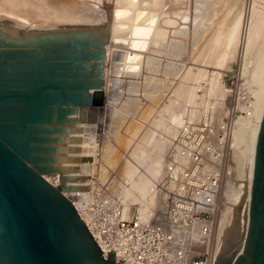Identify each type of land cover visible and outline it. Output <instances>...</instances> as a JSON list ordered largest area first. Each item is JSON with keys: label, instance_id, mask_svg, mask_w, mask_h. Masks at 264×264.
Here are the masks:
<instances>
[{"label": "bare ground", "instance_id": "bare-ground-1", "mask_svg": "<svg viewBox=\"0 0 264 264\" xmlns=\"http://www.w3.org/2000/svg\"><path fill=\"white\" fill-rule=\"evenodd\" d=\"M187 1L188 0H176V1H174V0H117L116 3H114L115 5L113 6V10H112V13L110 15L111 16L110 17V19H111L110 20L111 21V30H109V31H111V40L112 41H111L110 45H106L107 48L104 46V44L106 42H103L106 37L104 36L105 34H103V32L101 30H100V32H102V33H100L101 35H99V33H98L97 37H94L95 35H93L91 32H88V31H93L94 27L92 28V26L97 24V21H101V20H99V18L97 16H94V17L90 16V14L86 16L87 13L85 15H80L79 14L80 12H78V11H77V13H75L74 11L70 10L71 8H68L69 6L66 7L64 4L62 5V3H60L61 2L60 0H0V11L1 10L3 12L5 11L4 13L6 15H8L10 13V17L9 16L2 17L3 14L0 13V18L2 19L1 21L8 22V24L11 23V25L14 24L13 26L17 25V27L21 28V29L22 28L23 29H29L31 31L34 28L33 30H35V31L37 29L39 31H46V32L50 31V32H52V34L49 32V34L46 33V34L40 35V36H44V38H36L35 37L34 42H36V44L48 45L46 47H43L42 45H35V47L33 49H27L26 47L10 43L15 48H20L24 52H28V50L30 52H34L33 54H35V56H34L35 61L37 60L36 58L43 56L46 52V49H50V47H51V49L52 48L56 49V48L60 47L61 50H63V52H65L67 55L75 54V55L79 56V58L82 59V62H79V64H78L79 66L75 65L76 67L70 68L69 70L70 71L72 70V73H73L74 71H77V69H78L79 75H82V77L78 78V81L79 82L83 81L84 83L83 82L82 83L84 85L88 83L89 87H91L89 93H86L85 89H83V98H84V100H87L86 101L87 102L86 107L88 108L92 105H102L103 104V94L101 93V89H100L103 85L102 80L100 79L101 74L97 73L95 76L96 79H94V80H90V78L92 76L91 72H92V67H93L91 64V61L93 59H95L97 61H102V60L106 61V59L104 57V55H105L104 47H105L106 53L108 55V57H106L107 58V64H106L107 70H105V72L107 71L108 78H109L110 74L113 73L112 68H114V67H116L117 69L121 68L120 71L123 74L133 76V77H135V76L137 77V76H139V72L142 68L143 63L147 64L146 63V61H147L148 64H150L153 61L154 56H159L163 60V58H167V55L170 56L171 54H176V55L181 54L183 50H186V49H184V43H187V41L186 42H184V41H185V39H186L185 37H187L186 35L188 33L185 32V31H187V30H185V28L187 27V25H189V21H190V18L187 17L188 14L187 13H186L187 15L185 14V9L187 8V6H186ZM195 1L197 3L196 4L197 6H195V13L198 14L197 18L195 19V22L197 19H198V21L200 20L199 22H201V23L199 24V26H201V28L203 30H200V29L199 30L203 31L202 34L203 33L204 34L202 36L205 38L204 39L205 42H203L204 45H203L202 49L200 48L201 51H199V56H196V57H198V59L202 60V62L205 64H211L212 62L215 61L216 62L215 64H217V66L224 68L226 66V64L230 60H234L236 58V56L239 58V61H241V62L245 60V64H246L247 57L251 56V58L254 59L252 57V55H255L254 51L255 52L257 51L256 55H259V57L261 58L260 59L261 61L257 59L258 60V62H257L258 66L260 68V69H258V67H257V69L259 70V72H257V73L262 74L261 75V78H262L264 75V0H226L225 1V4H226L225 7L226 8L224 10H222L223 8L221 9L219 7V5L221 6L222 3L220 4V2H218L217 0H195ZM82 3H84V2H82ZM101 5H102V3L99 6H101ZM99 6H97V7H99ZM1 8H3V9H1ZM100 9H102V8H100ZM14 10L15 11L21 10L20 16L18 15L19 14L18 11L16 12L17 13V15H16ZM26 11H28L29 13H30V11L34 12L36 14V17H34V18L39 19L38 21H40V22L37 23L34 21L35 22L34 23L32 21L33 23L31 22V25L30 24L28 25L26 23L27 21H25V20H24L25 22L23 21L24 23L21 21L19 22V20H21V18L26 19L27 16L24 17V15H23V17H21L22 13H24ZM80 11H82V10H80ZM210 11H211V13H210ZM95 13H96V11H95ZM208 13H210V15ZM12 14H14V17H17V18L21 17V18H19V20H16V22H14V21L12 22L9 20V19H12L11 18ZM99 15H103V14H99ZM195 17H196V15H195ZM105 18H106V16L104 17V19ZM102 21H104V20H102ZM82 24H85L86 26H82ZM90 24H94V25H90ZM97 25L100 26L99 23ZM108 26H110V25H108ZM97 28H98V32H99V27L96 26L95 30L97 31ZM73 31H75V33H77V34H75ZM195 34L197 35V33H195ZM90 37L91 38L94 37L95 41L94 40L90 41ZM198 38H200V37H198ZM0 39L2 40L1 37H0ZM200 41H202V40H200ZM4 43H6V42H4ZM68 45L73 46V48L69 47ZM76 46H79V47H76ZM90 48L98 50V54L90 51L89 50ZM197 52H198V50H197ZM99 53H100V55H99ZM251 53H254V54L250 55ZM62 54H64V53H62ZM183 54H185V53H183ZM260 54H261V56H260ZM28 57L29 56L27 55V56L22 58V63L24 66L25 65H31L32 63L35 62ZM154 58L156 59V57H154ZM150 60H152V61H150ZM166 60H168V59H166ZM173 60H175V59H173ZM249 60H250V58H249ZM116 61H118V62L121 61V64L117 65ZM83 62H87V63L83 64ZM152 63H155V62H152ZM103 65H104V63H103ZM101 66L102 65H100L98 63L96 64V67H98L99 69H102ZM163 66H164V64H163ZM249 68H250V66H249ZM162 70H163V68H162ZM191 70H193V69H191ZM244 71H245V69H244ZM190 72H187V74L183 76V79H180V81L182 80L180 83H177L178 80L176 81L177 86H175L174 91L172 90L174 92L173 97L169 96V97H171L169 99L167 96L168 103L166 105H162V106H164L163 110L160 113H158V114H160L159 116L157 114L158 117H156V119L154 120L153 126L154 127H159V126L162 127L163 128L162 131H164L167 134L166 139L165 138L159 139L158 135H155L154 130L150 128L151 130L146 132V134L144 135V137L141 138L142 140L139 143L136 140H134L136 137L134 139L132 138L134 140V142L136 141L137 144H135V143L131 144L132 140L128 138L129 140H131L129 146L130 145H132V146H131V148L129 147L130 152L129 153L127 152L128 154L127 153L123 154V156L125 155V158L120 157L121 154L118 156L117 155L118 152L116 153L115 147L118 144L117 141H116L115 147H113V145L112 146L109 145L110 147L108 146V147H106V150H104L105 145H103V147H101V149H100L101 150V154H100L101 156L99 158H101L102 162H105V165L101 166V169H102L101 173L103 176L107 174V170H106L107 168L111 167L112 169H114V167L119 164L120 168L119 167L118 168L120 169L121 174L120 173L119 174L121 176V179L119 180V182L117 181L118 185L115 186L114 188H116V187L118 188L117 190H115V192H117L116 194H118L120 203L123 206L125 218H130L133 215V213L136 211H138L139 214L143 218L150 217V215H153L154 211L160 205L163 198H162V195L160 194V192L157 191L158 190L157 187H158L160 181H161L160 183H162V179L165 177L166 173H168V165L166 166L167 160H165V156H164V152H165L166 147H168L172 144L171 143L169 145L168 140L174 139V137H176V135L179 132L178 130H180L184 124L192 123V121H194L195 119L204 118L203 116L206 115V112L208 115V116L206 115L207 117L210 116L209 118L212 117L211 119L215 118L214 116H215L216 103H206V101L202 100L201 104L198 103L199 108L198 107H192V109L186 108L187 105H185V103L183 101L186 98V94H187L186 92H187V89H189L187 86L189 84L186 86L185 83L186 82L188 83L190 81L189 78H191L192 74L194 73V72L193 73H190ZM189 73L191 76L189 75ZM203 73L204 72L200 70L199 74H197L198 75L197 77H199V78L204 77ZM243 73H245V72H243ZM250 73H249V75H250ZM105 76H106V74H105ZM251 76H253V75H251ZM183 80L186 82H184ZM198 80H200V79H198ZM248 80L249 79H247V81ZM251 80H253V79H250V81ZM170 81L171 80H169V82ZM106 82H107L106 87H105V91L107 92V94L105 93L106 94V107H105V105H104V107L106 109L108 107V110H105V111H107L109 113V108H110L109 106L111 105V101L109 100L108 96L110 95L109 90H110V85H111L112 81H111V79H108ZM138 83H139V81H138ZM165 83L166 82H164V84ZM210 83H212V82L210 81ZM134 84H136V83L134 82ZM169 84H168V86H169ZM217 85L216 84L213 86L210 85L211 87L208 89V91L210 92V95L216 94V92L218 90L216 87ZM84 88H85V86H84ZM201 88H203V87H201ZM205 89H206V87H205ZM191 90H189V91H191ZM165 91L166 90H164V92ZM147 92H149V91H147ZM128 94H129V91H128ZM158 94H160V93H158ZM137 95H138V93H137ZM164 95H163V97L165 98V100H167L165 97L166 95L165 96ZM208 95L209 94H207V97H208ZM160 96H161V94H160ZM160 96H158L157 98H159ZM132 97H130V98H132ZM145 97H147V96H145ZM159 99H161V98H159ZM143 101H144V99H143ZM196 102H198L197 93L193 90V91H191L190 96H189L190 107H191V104L196 103ZM121 104H120V106H121ZM138 104H137V106L139 108L140 104L139 105ZM125 105L126 104H124V106ZM127 105H129V104H127ZM133 105L135 106L136 104L133 103ZM113 106H114V104H113ZM83 107L86 108L84 105H83ZM150 108H151V106H150ZM117 109H119V108H117ZM120 109H121V107H120ZM130 110H132V109H130ZM253 110L254 111L252 112V117H251V121H250L251 122L250 129H249L250 131L248 132L247 137H246L247 144L245 143V146H244L245 149L243 150L244 154L241 155V162H242V164H241V166H242L241 167L242 179L240 182L241 184L239 185V188L236 187L237 192H239L238 194H240V195H238V197H237L236 196L237 194H236V195H234L236 197L233 198L234 200L236 199L235 200L236 201V204H235L236 207H234L233 209L234 210H235V208H237V209L233 212L228 211V203H229V201H232L230 198H231L232 193H233V192H230V189H232V182H233L234 176L236 175V170L234 168V164L232 163V166H231V170L233 173V176L231 178L232 182L230 181L229 191H228V193H229L228 199L225 201L226 211L222 217L221 226L219 228L220 233H222V235H223L222 238H223L224 243H225V239H226L228 232L233 228L232 232L230 233V236L233 235V237L235 238L234 240H235L236 244L233 246V248L237 247L236 249H238V248H240V246H242L243 236H244L243 232L241 231V227H242L241 226V224H242V222H241L242 214L241 213L243 212V210L245 211V210H247V208L249 209V206H250L249 200H250V193H251V189L253 187V181H254V172H255V163H256V149H257L259 133H260V130L262 127L263 119H264V77L260 82V88L258 90L256 97H255V108ZM158 111H159V109H158ZM81 113H83L81 110V106L70 108V114L66 115V120L64 121L65 123H63L62 125L66 126V124L74 122V120L70 119L69 116L77 115V114H81ZM123 114L126 115V113H123ZM149 114L150 113H148V115ZM151 115H152V113H151ZM151 115H149V116L151 117ZM137 116H139V115H137ZM104 117H105V115H104ZM120 117H121V115H120ZM154 117H155V115H154ZM143 118L145 119V117H143ZM103 119L105 122L106 119L105 118H103ZM205 121L207 123H210L211 120H209V122H208V119H205ZM109 122H111V121H109ZM236 122H237V119H235V121L233 122V125H235ZM99 125L101 126V124H99ZM106 126H107V124H106ZM57 127L58 126H56V110H55L53 113L51 123L48 125H45L44 128H48L49 131H51V133H52V131ZM58 128H61V127H58ZM103 131L105 132V135H106L107 133L105 130V125L103 127ZM138 131H140V130H138ZM138 131H137V133H139ZM158 131H160V130H158ZM67 132H68V129H66L65 127L61 128L60 133L65 135ZM100 132H102V131H100ZM51 133L49 135L44 134V136L49 137V136H51ZM114 133H113V135L116 137L117 135ZM130 133H132V132H130ZM110 134H111V132H110ZM132 134H134V133H132ZM57 135H59V134H57ZM92 136H94V135L92 134ZM101 136H103V135H101ZM122 136H124V135H122ZM136 136H138V135H136ZM156 136H157V138H156ZM86 138H87V136H86ZM233 138H234V134H233ZM61 140H62L61 143H63L64 138H62ZM114 142L115 141H113V143ZM91 144L92 143H90L89 146ZM124 144H126V143H124ZM233 144L235 147L236 144L235 143H233ZM87 145L88 144H86V146ZM117 146H119V145H117ZM121 148H123V146H121ZM129 148H128V150H129ZM88 151H86V152H88ZM56 152H57V150H55L54 153H56ZM52 155L53 154H50V156L46 155L47 157L45 156L46 158L49 157V159H48L49 163L47 166L48 169L51 168L53 170V171H50L45 176V179L51 181L54 184L56 182H58L56 185L59 187V185L60 186L63 185L64 179L62 177H59V176L56 178H53L52 176L55 175L56 172L60 171V169L58 167H56V164L60 161V159L56 158L54 155L53 156ZM95 156H97V155H95ZM233 156H234V153L232 154V157ZM52 160L55 163H53V162L51 163ZM56 161H57V163H56ZM176 172H177V170H175L172 174L175 175ZM114 180H113V182H115ZM66 191H67V189H65V187L62 186V193L65 197L66 196H68L70 198L75 197V195L73 196L72 194L65 195L64 192H66ZM68 191H70V190H68ZM240 196H241V200L239 199ZM238 200H240V201H238ZM233 201H232V203L234 204ZM237 202H239V203H237ZM133 206H135V207H133ZM229 210H230V208H229ZM160 213H163V207L160 209L158 214H160ZM239 220H240V224L237 226V228H235V225L238 224ZM243 220H244V217H243ZM196 238L199 239L198 236H196ZM248 239H249V236H248ZM247 244H248V240L246 243V247L244 249V254L246 253V250H247ZM230 246H228V247H230ZM226 250L224 251V256H226V257L231 256L232 257L233 251L230 253V251L227 250V252L229 253L228 254L226 252Z\"/></svg>", "mask_w": 264, "mask_h": 264}, {"label": "water", "instance_id": "water-1", "mask_svg": "<svg viewBox=\"0 0 264 264\" xmlns=\"http://www.w3.org/2000/svg\"><path fill=\"white\" fill-rule=\"evenodd\" d=\"M2 43L0 264H116L112 257H102L62 186L53 187L45 179L53 171L46 157L56 150L47 145L60 139L44 136L51 133L44 126L51 123L55 110L56 124L65 123L70 108L87 105L83 89H91L78 81V69L69 70L79 64L71 59L75 54L60 51L51 57V49L35 61L34 52ZM27 55L35 62L24 66ZM60 132L57 127L51 135ZM235 264H264V119L256 149L247 250Z\"/></svg>", "mask_w": 264, "mask_h": 264}, {"label": "rangeland", "instance_id": "rangeland-1", "mask_svg": "<svg viewBox=\"0 0 264 264\" xmlns=\"http://www.w3.org/2000/svg\"><path fill=\"white\" fill-rule=\"evenodd\" d=\"M60 1H61L60 3H62V5L64 4L66 7L69 6L68 8H71L70 10L74 11L75 13H77V11H78V12H80L79 13L80 15H85L87 13L86 16L89 14L92 17L97 16L99 18V20H101V21H97V24L99 23L100 26H98L97 24H95V25L90 24V25H94V26H92V28L94 27V30L88 31V32H91L93 35H95L94 37H97L98 33H99V35H101L100 33L103 32V34H105L104 36L106 37L105 40L103 41V42H106L104 44V46L106 47V45H110V43L112 41L111 40V31H109V30H111V21H110L111 16L110 15L112 13L113 6L115 5L114 3H116L117 0L116 1L115 0H60ZM174 1H176V0H174ZM217 1L220 2V4L221 3L223 4V5L221 4V6L219 5V7L221 9L223 8L222 10H224L226 8L225 7V5H226L225 1L226 0H217ZM82 2H84V3H82ZM101 3H102V5L99 6ZM196 4L197 3L195 0H193V1L188 0L187 1V5H186L187 8L185 9V14L186 13L188 14V15L187 14L186 15L188 18H190V21H189V25H187V27L185 28V30H187L185 32L188 33L186 35L187 37H185L186 39L184 41V42L187 41V43H184V49H186V50H183L181 54H177V55L171 54L170 56L167 55V58H163V60L159 56H154V57H156V59L153 57V61L152 60H150V61L155 62V63L151 62L150 64H148L147 61H146L147 64L143 63L142 68L139 72V76H137V77L136 76L133 77V76L123 74L120 71L121 68L117 69L116 67H114V68H112L113 73L110 74V76L108 78L107 71L105 72V70H107V66H106L107 58L106 57H108L105 47H104V51H105L104 57H105L106 61L105 60L97 61L95 59H93L91 61V64L93 67H92V72H91L92 76H91L90 80L96 79L95 76L97 73L101 74L100 79L102 80L103 85L100 89H101V93L103 94V104L102 105H92L88 108L85 106L87 109L84 108L83 106H81V110L83 113L69 116L70 119L74 120V122L66 124V126L62 125V124L61 125L56 124V126H58V127H61V128L65 127L66 129H68V132L65 135L62 133H60L59 135H57V134L51 135V137H56V138L60 139V141H57V142L55 141V142H52V143L47 145L49 148L57 150L56 153L52 152L50 154H53L56 158L60 159V161L58 163L56 161V163H57L56 167H58L60 169V171L56 172V174L53 175L52 177L56 178L59 176V177H62L64 179L63 185H61V186H64L65 189H67V191L64 192L65 195L72 194L73 196L74 195L76 196V195H78V192H80L82 195V193L86 190L87 185L90 184L91 178H93V177L98 178L100 181H103V182H107L109 180L115 179L114 180L115 181L114 183H116L115 186L118 185L117 183L121 179L119 164L116 165L114 167V169H112L111 167H109L110 169L107 168L106 169L107 174L105 173L106 175L103 176L101 173L102 172L101 166L105 165V162H102L101 158H99L101 156L100 155L101 154L100 149H101V147H103V145H105L104 150H106V147H108L109 145L110 146L113 145V147H115L116 141H117V143H118L117 145H119L120 147L116 145V147H117V148L115 147L116 153L118 152V154H117L118 156L121 154L120 157L125 158V155L123 156V154L130 152V148L132 145L129 146V144H130L131 140H132L131 144H134V143L137 144L136 141L139 143L142 140L141 138L144 137V135L146 134V132L150 131L151 129L154 130L155 135H158L159 139L160 138L166 139L167 134L164 131H162L163 128L160 126L159 127L153 126L154 120L156 119V117H158L160 115L158 113H160L163 110L164 106H162V105H166L168 103V98L170 99L171 97H173V95H174L173 91L175 90V86H177L176 84L180 83L182 81V80L180 81V79H183V76L186 75L187 72H190V71H191L190 73L194 72L192 74V77L189 78L190 81L187 83L186 81L183 80L184 82H186L185 83L186 86L189 84L187 86L189 89H187L186 98L183 101L185 103V105H187L186 108H188V109H192V107H198L199 108L198 103L201 104L202 100H203V101H206V103H216L215 116L214 117L217 119H227V118H229L230 115L232 116V114H236V116H238L237 122L235 124L234 138H233L234 143L236 144V146H235L236 150H235L234 156L232 157V160H231V166L233 163L234 168L236 170V175L234 176L233 182L231 181L232 182V189H230V192H233V193H232V196L230 199L233 201L234 200L233 198H235L236 196L238 197V195H240V194H238L239 192H237L236 187L239 188V185L241 184L240 182L242 179L241 155L244 154L243 150L245 149V147H244L245 143L247 144L246 137H247L248 132L250 131L249 130L250 124H251L250 121H251V117H252V112L254 111L253 109L255 108V97H256L258 90L260 88V82L264 77V75H263V77L261 78L262 74L259 73L260 74L259 75L257 73V72H259L258 69H260L257 62L261 58L259 57V55H256L257 51L256 52L254 51L255 55H252L254 53L250 54V55H252V57L254 59H252L251 56L249 55L250 57H247L246 64H245V60L241 62V61H239V58L236 56V58L234 60H230L224 68L217 66V64H215L216 63L215 61L212 62L211 64H205L202 62V60L198 59V57H196V56H199V51H201L200 48L202 49V47L204 45L203 42H205V40H204L205 38L202 36L204 34V33L202 34L203 31H200V30H203L201 28V26H199V24L201 23V22H199L200 20L198 21V19H197L195 22V19L198 16V14L195 13V6H197ZM97 6H99V7H97ZM100 8H102V9H100ZM1 9H3V8H1ZM80 10H82V11H80ZM17 11L19 13L18 15L20 16L21 10L20 11L14 10L15 13ZM95 11H96V13H95ZM4 12L2 10L0 11V13L3 14L2 17H5V16L10 17V13L8 15H6ZM210 13H211V11H210ZM210 13H208V14L210 15ZM14 14L11 15L12 19H9L12 22L13 21L16 22V20H19V18L23 17V15H24V17L27 16L26 17L27 20L24 18L23 19L21 18V20H19V22L20 21L23 22L25 20V21H27L26 23L28 25L29 24L31 25L32 21L33 22L35 21L37 23L40 22V21H38L39 19L36 18L37 19L36 20L34 18V17H36V14L32 11H30V13L28 11L22 13V16L19 18L14 17ZM99 14H103V15H99ZM16 15H17V13H16ZM104 15L106 16L105 19H104V17H105ZM195 15H196V17H195ZM1 20L2 19L0 18V37L2 38V40L0 39V44H3L2 42L12 43V44H16L19 46L26 47L27 49H33L35 47V45H42L43 47L48 46L45 44H36V42H34V40H35V37L36 38H44V36H40V35H43L46 33L49 34L50 31H47V32L46 31H39L36 28H35L36 31L33 30L34 28L31 31L29 29H23V28H22L23 29L22 30L21 28H18L17 25L13 26L14 24L11 25V23H9L10 24L9 25L8 22H4ZM102 20H104V21H102ZM108 25H110V26H108ZM82 26H86V25L82 24ZM96 26L99 27V32H98V28H97V31L95 30ZM100 30L102 32H100ZM73 32L75 33V31H73ZM50 33L52 34V32H50ZM195 33H197V35ZM75 34H77V33H75ZM94 37H92V38L90 37V41H93V40L95 41ZM198 37H200V38H198ZM200 40H202V41H200ZM68 46L73 48V46H70V45H68ZM76 47H79V46H76ZM59 48L60 47H58L56 49L52 48V50H51V47H50V49H46V51L49 52L51 50L49 55L52 56V54H54V52L63 51ZM6 49H9V48H6ZM89 50L92 51L93 53L98 54V50H96V49L90 48ZM197 50H198V52H197ZM183 53H185V54H183ZM99 55H100V53H99ZM260 56H261V54H260ZM75 58H77L76 59L77 61L75 64H77L78 62H82V59L79 58V56L76 57L74 55L71 57L72 60ZM249 58L251 61L249 60ZM166 59H168V60H166ZM173 59H175V60H173ZM68 61H70V60H68ZM84 63H87V62H83V64ZM97 63L102 65L101 66L102 69H99L98 67H96ZM103 63H104V65H103ZM116 64L117 65L121 64V61H119V62L116 61ZM163 64H164V66H163ZM144 65L145 66L147 65V66L145 67ZM249 66H250V68H249ZM257 67H258V69H257ZM162 68H163V70H162ZM190 68L193 70H191ZM199 69L204 72L203 73L204 77H202V78L197 77L198 76L197 74H199V72H200ZM244 69H245V71H244ZM243 72H245V73H243ZM248 72L249 73L251 72L250 75ZM190 73H189V75H190ZM105 74H106V76H105ZM251 75H253V76H251ZM107 78L111 79V81H112L111 85H110V90H109L110 95L108 96L109 100L111 101V105L109 106L110 107L109 113L107 111H105V110H108V107H107V109L105 108L106 107V94H107V92L105 91V87H106V83H107L106 81L108 80ZM198 79H200V80H198ZM247 79H249V80L247 81ZM250 79H253V80L250 81ZM169 80H171V81L169 82ZM133 81L136 84H134ZM138 81H139V83H138ZM176 81H177V83H176ZM210 81L212 83H210ZM164 82H166L167 84L166 83L164 84ZM137 84L138 85L140 84V85L138 86ZM168 84H169V86H168ZM215 84L216 85L218 84L216 86L218 90H217L216 94L210 95V92L208 91V89L211 87L210 85L213 86ZM201 87H203V88H201ZM205 87L207 90L205 89ZM164 90H166V91L164 92ZM189 90H191V91L194 90L197 93V100H198V102L191 104V107L189 104V96H190L191 91H189ZM128 91H129V94H128ZM147 91H149V92H147ZM137 93H138V95H137ZM158 93H160L161 96ZM207 94H209L208 97H207ZM163 95L166 97L167 100H165ZM145 96H147V97H145ZM158 96H160L159 98H161V99L157 98ZM167 96H168V98H167ZM169 96H171V97H169ZM130 97H132V98H130ZM143 99H144V101H143ZM133 103H135L136 105L134 106ZM113 104H114V106H113ZM120 104H121V106H120ZM124 104H126V105L124 106ZM127 104H129V105H127ZM137 104L139 105V108H138ZM104 105H105V107H104ZM250 105H251V107L247 108ZM150 106H151V108H150ZM120 107H121V109H120ZM117 108H119V109H117ZM130 109H132V110H130ZM158 109H159V111H158ZM243 112L249 113V116H246L247 114L243 115ZM123 113H126V115ZM148 113H150L149 115H151V113H152L151 117L148 115ZM157 114H158V116H157ZM104 115H105V117H104ZM120 115H121V117H120ZM137 115H139V116H137ZM154 115H155V117H154ZM206 115H207V112H206ZM206 115L203 116L204 118L195 119L192 122H200V121L205 120V119H208V122H209V120H211L212 117L209 118L210 116L207 117L208 115L207 116ZM142 116L145 117V119ZM103 118L106 119L105 122H104ZM215 118H213L212 120H214ZM109 121H111V122H109ZM99 124H101V126ZM106 124H107V126H106ZM104 125H105V130L107 133L106 135H105V132L103 131ZM108 130L111 132V134ZM138 130H140V131H138ZM158 130H160V131H158ZM100 131H102V132H100ZM137 131L139 133H137ZM130 132H132L134 134H132ZM91 133L94 136H92ZM113 133L116 134L117 136L115 137L113 135ZM84 134L87 136V138ZM101 135H103V136L105 135L106 137L105 136L103 137ZM122 135H124V136H122ZM136 135H138V136H136ZM62 138H64L63 143H61ZM128 138L131 140H129ZM132 138L133 139L135 138L134 140H136V141L134 142V140ZM156 138H157V136H156ZM113 141H115L114 142L115 144L113 143ZM168 141H169V145H170L172 143L173 139L168 140ZM89 142L92 143L90 146H89V144H90ZM124 143H126V144H124ZM86 144H88V145L86 146ZM121 146H123V148H121ZM168 147H166V149H165L164 156L166 155ZM128 148H129V150H128ZM86 151H88V152H86ZM95 155H97V156H95ZM229 185H230V183H229ZM229 185H228V190H229ZM117 189H118L117 187L114 188V192ZM68 190H70V191H68ZM115 193H117V192H115ZM234 195H236V196H234ZM116 196L119 198L118 194H116ZM239 199L241 200V196ZM163 200L164 199H162L160 205L154 211L156 213V215L159 213L160 209L164 205ZM235 200L233 201L234 204L232 203V201H229V203H228V211L229 212H233L237 209V208H235V210L233 209L234 207H236V205H235L236 201ZM240 200H238V201H240ZM237 203H239V202H237ZM133 207H135V206H133ZM229 208H230V210H229ZM239 224H240V220H239L238 224L235 225V228H237V226ZM232 230H233V228L228 232L226 239H225V243H224L225 244V250L227 249L228 251H230V253L232 251L236 250V248H237V247L233 248V246L236 243H235V240H234L235 238L233 237V235L230 236V233L232 232ZM228 246H230V247H228ZM227 250H226V252H227ZM230 258H231V256L226 257L223 254L221 261H222V263H226L227 261L230 260Z\"/></svg>", "mask_w": 264, "mask_h": 264}, {"label": "built area", "instance_id": "built-area-1", "mask_svg": "<svg viewBox=\"0 0 264 264\" xmlns=\"http://www.w3.org/2000/svg\"><path fill=\"white\" fill-rule=\"evenodd\" d=\"M237 118L232 114L227 119L215 118L210 123L202 120L181 127L165 155L168 173L157 187L164 199L163 213L157 216L154 212L143 218L136 211L125 218L113 180L103 182L93 177L82 195L66 196L105 260L112 257L116 264H220L225 244L219 228L233 176V122ZM47 181L58 187V182ZM250 206L241 213L242 246L233 251L229 264L244 255Z\"/></svg>", "mask_w": 264, "mask_h": 264}]
</instances>
